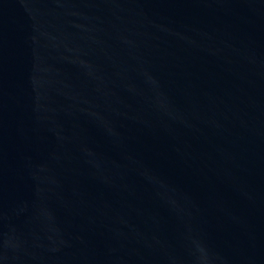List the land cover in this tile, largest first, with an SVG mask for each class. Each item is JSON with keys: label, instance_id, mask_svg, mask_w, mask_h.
<instances>
[{"label": "water", "instance_id": "1", "mask_svg": "<svg viewBox=\"0 0 264 264\" xmlns=\"http://www.w3.org/2000/svg\"><path fill=\"white\" fill-rule=\"evenodd\" d=\"M0 264H264V0H0Z\"/></svg>", "mask_w": 264, "mask_h": 264}]
</instances>
